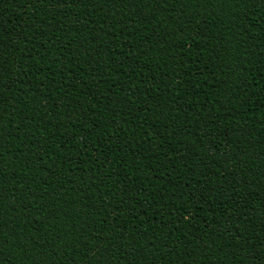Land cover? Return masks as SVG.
<instances>
[{"label": "trees", "instance_id": "1", "mask_svg": "<svg viewBox=\"0 0 264 264\" xmlns=\"http://www.w3.org/2000/svg\"><path fill=\"white\" fill-rule=\"evenodd\" d=\"M0 264H264V0H0Z\"/></svg>", "mask_w": 264, "mask_h": 264}]
</instances>
